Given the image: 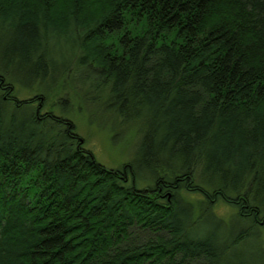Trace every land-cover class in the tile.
Here are the masks:
<instances>
[{
    "label": "trees",
    "instance_id": "1",
    "mask_svg": "<svg viewBox=\"0 0 264 264\" xmlns=\"http://www.w3.org/2000/svg\"><path fill=\"white\" fill-rule=\"evenodd\" d=\"M262 230L264 0H0V264H264Z\"/></svg>",
    "mask_w": 264,
    "mask_h": 264
},
{
    "label": "rangeland",
    "instance_id": "2",
    "mask_svg": "<svg viewBox=\"0 0 264 264\" xmlns=\"http://www.w3.org/2000/svg\"><path fill=\"white\" fill-rule=\"evenodd\" d=\"M21 96L30 98L33 94L23 91ZM54 103L53 111L57 115H62L60 108L58 106V99H51ZM73 106L71 112L68 113V119L76 126V131L79 136H81L85 141V148L89 149L93 154L94 158L102 165L108 168H116L123 163H126L131 160L134 153L135 144L138 138V135L134 131H130L127 135H117L115 141L111 137L110 131V119L106 118L107 114L97 115L94 120L89 119L88 113L86 110L79 107V102L73 100ZM101 116V119H99ZM104 117V118H103ZM105 119V120H102ZM120 138V139H119ZM214 211L216 216L228 222L230 226L234 223H238L237 219L233 220L235 217L233 210L222 204H216L214 206ZM237 226V225H236ZM242 226L236 227V229ZM235 229V230H236ZM262 237L264 238V231H260ZM249 241V239H248ZM249 243H244L240 245L237 250L242 255H245L246 251H250L248 247ZM251 246H254V242H250Z\"/></svg>",
    "mask_w": 264,
    "mask_h": 264
}]
</instances>
